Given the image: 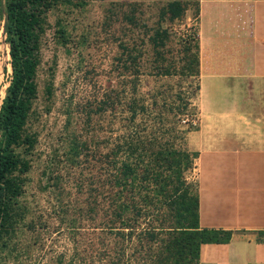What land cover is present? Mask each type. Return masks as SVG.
<instances>
[{
	"label": "rangeland",
	"instance_id": "obj_1",
	"mask_svg": "<svg viewBox=\"0 0 264 264\" xmlns=\"http://www.w3.org/2000/svg\"><path fill=\"white\" fill-rule=\"evenodd\" d=\"M182 1L183 13L163 20L158 19V8L165 1L159 0H55L44 10L34 75L36 94L26 122L34 142L27 151H20L28 166L21 172L18 201L27 212L8 249L0 252V264H77L80 245L90 252L89 239L73 233L69 219L87 199L76 179L88 175L97 152L106 148L111 126L121 128L120 119L112 124L109 109H99L113 89L117 96L122 89L135 97L153 95L163 113V127L170 125L177 94L187 95L190 113L199 115L198 79L180 72L185 45L193 41L197 0ZM3 24L1 0L0 102L10 75ZM156 26L165 29L164 43L158 47L162 60L150 39ZM119 43L125 53H141L136 73L114 72ZM160 62L174 72L157 74L155 65ZM231 86L230 94L243 96L246 106L255 98L264 100V82L246 80ZM207 95L208 90L202 88L205 100ZM74 143L82 145L75 155L69 153ZM186 177L195 180L193 166Z\"/></svg>",
	"mask_w": 264,
	"mask_h": 264
},
{
	"label": "trees",
	"instance_id": "obj_2",
	"mask_svg": "<svg viewBox=\"0 0 264 264\" xmlns=\"http://www.w3.org/2000/svg\"><path fill=\"white\" fill-rule=\"evenodd\" d=\"M54 3L3 0L10 75L0 102V252L8 249L27 212L18 201L21 172L28 166L20 151H27L34 142L26 122L36 94L34 75L43 12ZM184 9L182 0H167L158 8V19L176 18ZM195 9L197 15V1ZM164 34L165 29L156 26L150 36L161 60L158 47L164 43ZM192 40L185 45L180 72L198 78L196 31ZM191 46L193 51L189 52ZM119 48L121 51L113 57L116 75L136 73L141 53H125L121 43ZM155 72L174 71L160 62ZM124 90L117 96L113 89L99 107L102 111L109 109L112 124L120 119L121 128L111 126L106 148L97 152L88 175L76 179L87 199L77 205L69 224L73 233L89 239L91 245L89 253L86 245L79 246L81 262L77 264H198L200 244L227 241L230 231L198 224L196 180L186 177L196 154L186 145V134L197 127L198 121L196 113L189 111L191 101L187 95L177 94L170 125L163 127V113L153 95L150 99L141 94L135 97L131 90L130 94ZM119 105L122 107L118 109ZM189 115L196 118L195 123L182 120ZM78 147L82 149V145L71 144L69 153L78 154ZM87 221L90 225L84 227Z\"/></svg>",
	"mask_w": 264,
	"mask_h": 264
},
{
	"label": "crops",
	"instance_id": "obj_3",
	"mask_svg": "<svg viewBox=\"0 0 264 264\" xmlns=\"http://www.w3.org/2000/svg\"><path fill=\"white\" fill-rule=\"evenodd\" d=\"M195 31L199 115L186 145L198 224L230 231L200 244L198 264H264V100L230 94L231 83L264 82V0H197Z\"/></svg>",
	"mask_w": 264,
	"mask_h": 264
},
{
	"label": "built area",
	"instance_id": "obj_4",
	"mask_svg": "<svg viewBox=\"0 0 264 264\" xmlns=\"http://www.w3.org/2000/svg\"><path fill=\"white\" fill-rule=\"evenodd\" d=\"M183 121H189L191 123H195L196 122V118L194 116H185L184 119H182Z\"/></svg>",
	"mask_w": 264,
	"mask_h": 264
}]
</instances>
